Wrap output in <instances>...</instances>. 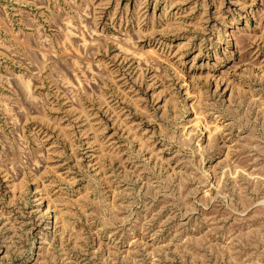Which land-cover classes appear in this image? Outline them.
<instances>
[{
  "label": "rangeland",
  "instance_id": "1",
  "mask_svg": "<svg viewBox=\"0 0 264 264\" xmlns=\"http://www.w3.org/2000/svg\"><path fill=\"white\" fill-rule=\"evenodd\" d=\"M0 264H264V0H0Z\"/></svg>",
  "mask_w": 264,
  "mask_h": 264
}]
</instances>
